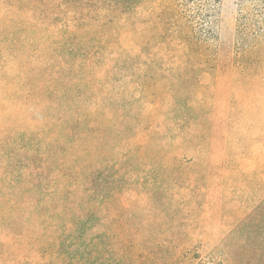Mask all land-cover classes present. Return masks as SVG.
<instances>
[{"label":"rangeland","instance_id":"obj_1","mask_svg":"<svg viewBox=\"0 0 264 264\" xmlns=\"http://www.w3.org/2000/svg\"><path fill=\"white\" fill-rule=\"evenodd\" d=\"M120 24L108 37L94 35L97 53L85 61L83 73L92 79L83 95L56 85L68 104L60 97L47 108L38 104L33 88L43 83L22 72L19 53L7 45L0 52V89L15 84L23 101L34 103L27 111L16 105L17 121L39 126L53 107L86 105L88 159L100 167L92 183L124 189L121 226L142 234L151 247L149 264H163L172 245L184 251L215 245L230 217L264 194V0H139L128 25ZM162 44L168 53H158ZM9 104L0 90L5 139L17 125ZM2 155L5 205L12 183L20 182Z\"/></svg>","mask_w":264,"mask_h":264},{"label":"trees","instance_id":"obj_2","mask_svg":"<svg viewBox=\"0 0 264 264\" xmlns=\"http://www.w3.org/2000/svg\"><path fill=\"white\" fill-rule=\"evenodd\" d=\"M138 2L0 0V52L2 46L13 48L21 58L22 72L46 86L33 88L38 104L47 108L58 97L68 104L65 90L56 85L61 83L79 96L87 91L92 78L83 72L90 66L85 61L97 53L92 47L94 35L104 32L108 37L114 24L128 25ZM136 49L145 50L139 45ZM158 53H168V44H162ZM49 61L55 67H43ZM14 86L9 82L0 89L10 102L9 117L17 124L6 128L10 130L6 139L0 138V152L5 154L0 155L9 159L10 176L20 182L12 183L9 203L0 204V264L151 263V247L142 234L121 226L118 198L124 189L92 183L100 167L93 168L88 159L91 123L86 105L53 107L40 126L17 121L16 105L27 111L34 103L23 101ZM225 132L222 149L228 151ZM4 141L8 154L2 150ZM70 153L77 156L69 158ZM205 190L213 193L210 187ZM230 218L215 245L193 252L172 245L163 264H264V194Z\"/></svg>","mask_w":264,"mask_h":264}]
</instances>
